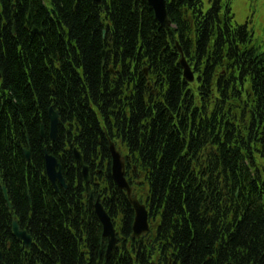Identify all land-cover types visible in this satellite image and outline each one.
<instances>
[{"label": "trees", "instance_id": "16d2710c", "mask_svg": "<svg viewBox=\"0 0 264 264\" xmlns=\"http://www.w3.org/2000/svg\"><path fill=\"white\" fill-rule=\"evenodd\" d=\"M177 1L178 6H174L176 0L167 4L168 16L178 26L173 33L159 26L146 0H102L101 4L49 0L51 10L41 0H0V264H88L90 258L102 262L96 253L100 225L84 211L88 187L73 159L72 146H64L66 139L69 144L74 142L88 165L93 191L98 192L99 181L102 185L109 182L115 192L112 197H117L110 209L114 213L115 206H120L124 233L130 232L131 208L110 176L108 138L117 136L125 143L130 159L126 165L128 181L137 187L149 182L158 205L165 203L164 231H173L172 264H264V55L251 46L245 26L232 28L228 17L222 20L216 1L205 13L199 0ZM28 12L31 22L26 28ZM13 24L15 34L11 33ZM33 26L43 35L31 34ZM178 34L188 37L181 43L195 68L204 65L203 83L223 85L218 91L233 111L232 118L240 107L241 117L250 118L249 128L242 133V128L234 127L231 138V166L238 189L232 216L221 213L213 222L198 218L200 202L192 192L188 171L182 168L181 146L172 138L170 127L157 131L154 125L150 134L144 127L142 134L134 127L136 120L140 126L139 118L146 113L141 98L145 81H133L127 62L137 53L144 57L151 74L165 76L169 85L165 99L178 101L180 70L166 41L167 36ZM102 49H107L105 62L111 50L121 61V77L112 80L107 62L102 63ZM56 58L62 62L60 71L54 67ZM70 60L79 74L67 65ZM224 62L229 79L218 76L214 80V70ZM142 64L138 63L140 73ZM109 79L115 85L114 92H108ZM246 82L249 91L243 95L241 86ZM126 83L127 87L121 85ZM227 86L230 102L225 98ZM244 101L246 106L241 104ZM50 106L60 118L55 142L48 138ZM64 125L69 128L65 130ZM25 148L30 149L28 160ZM44 149L61 164L67 189L54 187L45 176ZM135 176L141 177V183L134 181ZM174 215L178 217L175 226ZM16 219L31 236L27 252L12 233ZM81 231H87L94 243L95 252L91 250L87 259L81 252ZM116 259L106 263L132 264Z\"/></svg>", "mask_w": 264, "mask_h": 264}, {"label": "water", "instance_id": "95a60500", "mask_svg": "<svg viewBox=\"0 0 264 264\" xmlns=\"http://www.w3.org/2000/svg\"><path fill=\"white\" fill-rule=\"evenodd\" d=\"M98 1V0H97ZM150 4L156 9V12L158 14V18L161 21V24L166 25L168 24V20L166 16L164 15V6L165 1L164 0H149ZM186 77H189L188 71L186 72ZM51 125L55 126L57 121V115L54 114L51 117ZM55 134V129L52 130V135ZM110 153L112 157V164H111V170H112V177L115 180V182L119 185L120 188H124L128 192V196L130 198L131 195V189L128 187V184L124 178V159L120 156L119 152L114 149L113 144L110 146ZM76 159L81 163L82 165V159L81 156L75 152ZM46 167H47V174L51 178V180L55 181L56 179L60 181L62 185H64V179L62 177L60 169L56 172L55 167L58 166L56 163V160L52 156H46ZM82 174L84 180H88V173L87 168L82 165ZM130 202L132 203L135 211V234L138 235L142 231L147 230V213L144 210V207L136 201L135 198H130ZM96 213L100 219V221L103 224V234L106 235L109 239L110 245L114 242V231L113 226L110 222V219L106 215V213L102 210L101 206L96 205ZM13 230L15 231L16 235L18 237H21L25 242L29 241L28 236L25 235V233L20 232L19 228L16 224V222L13 223Z\"/></svg>", "mask_w": 264, "mask_h": 264}, {"label": "rangeland", "instance_id": "374dc122", "mask_svg": "<svg viewBox=\"0 0 264 264\" xmlns=\"http://www.w3.org/2000/svg\"><path fill=\"white\" fill-rule=\"evenodd\" d=\"M206 8L208 0H204ZM231 7L237 23H242L245 17L252 15L250 27L255 37L254 43L264 51V0H232Z\"/></svg>", "mask_w": 264, "mask_h": 264}, {"label": "bare ground", "instance_id": "6f19581e", "mask_svg": "<svg viewBox=\"0 0 264 264\" xmlns=\"http://www.w3.org/2000/svg\"><path fill=\"white\" fill-rule=\"evenodd\" d=\"M30 30H33V28H31ZM131 63H132V62L129 60V61H128V65H131ZM136 67L139 68V65L136 64ZM0 82H1V79H0Z\"/></svg>", "mask_w": 264, "mask_h": 264}]
</instances>
